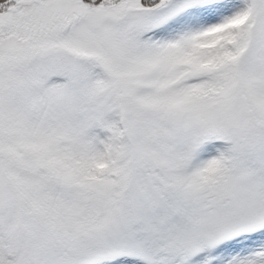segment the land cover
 Masks as SVG:
<instances>
[{
    "label": "snow or ice",
    "instance_id": "6c2138e0",
    "mask_svg": "<svg viewBox=\"0 0 264 264\" xmlns=\"http://www.w3.org/2000/svg\"><path fill=\"white\" fill-rule=\"evenodd\" d=\"M0 264H264V0H0Z\"/></svg>",
    "mask_w": 264,
    "mask_h": 264
}]
</instances>
